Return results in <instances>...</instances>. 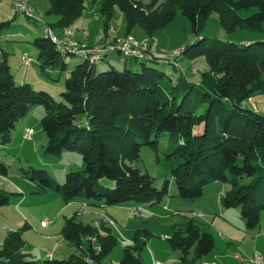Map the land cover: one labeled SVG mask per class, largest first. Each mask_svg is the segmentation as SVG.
<instances>
[{"label": "trees", "instance_id": "trees-1", "mask_svg": "<svg viewBox=\"0 0 264 264\" xmlns=\"http://www.w3.org/2000/svg\"><path fill=\"white\" fill-rule=\"evenodd\" d=\"M48 1L50 8L46 14L59 18L49 24L56 31L72 27L86 11L84 0ZM222 5L235 10L257 8V12L237 23L262 30L264 0H164L148 5L139 0H102L101 5L106 34L116 10L123 13V36L132 35V30L139 26L152 37L172 22L179 10L199 38L184 47L183 55H206L210 73L218 76L212 92L202 90L201 85L199 89L193 85L186 89L182 77L173 85L169 75L148 64L160 63L156 57L153 61L140 60L138 71L111 68L100 73L95 66L102 60L91 65L80 57L83 63L70 72L62 101L57 102L29 84L17 85L8 55L0 47L1 142L11 141L17 122L33 106H43L45 152L60 155L65 150L79 151L86 168L67 174L63 184L50 178L45 170L32 169L31 179L38 180L40 189L57 192L66 204L81 200L104 206L129 202L155 206L169 195V182L162 189L155 188L154 177L136 168L134 162L142 145L156 148L160 135L174 134L182 142L176 151L183 160L172 171L179 195L195 200L204 196L205 186L210 183L230 184L231 189L221 196L222 206L239 209L247 230L260 228L264 212V203L259 202L264 195V115L244 105V101L256 93L264 94V40L242 45L215 38L202 45L205 38L200 33L210 15ZM10 25L11 22L0 21V40ZM34 44L40 49L38 59L43 71L46 66H60L66 71L67 63L61 57L64 52L58 51L45 36ZM203 82L212 87L206 79ZM196 96L199 99L194 103ZM204 104L206 108L199 114V107ZM201 125L203 130L196 134L195 128ZM153 135L155 139L151 140ZM138 138L143 142L139 143ZM0 172H7L5 165H0ZM244 177L252 180L241 185ZM102 179L112 181L114 187L99 185ZM8 203L9 196L0 191V207ZM148 235L146 231H137L133 247L124 249L119 264H143L141 253L147 246ZM63 236L76 246L79 255L63 260H33L23 252L26 242L21 232H10L0 249V264H90L88 260L102 264L118 245V238L109 230L100 234L91 225L77 222L75 216L67 220ZM92 236L98 247L91 242L85 245L84 239ZM170 242L180 252L184 264L202 261L215 248L214 237L203 232L194 219L183 228L174 229Z\"/></svg>", "mask_w": 264, "mask_h": 264}, {"label": "rangeland", "instance_id": "rangeland-1", "mask_svg": "<svg viewBox=\"0 0 264 264\" xmlns=\"http://www.w3.org/2000/svg\"><path fill=\"white\" fill-rule=\"evenodd\" d=\"M144 5L153 1L164 0H139ZM34 9L38 20L25 16L14 17L10 13L13 7L11 0H3L0 8L2 22H11L0 40V47L8 55L9 65L17 85L29 84L36 91L48 93L55 101H62V93L66 91V79L77 65L83 63L82 59L73 55L61 53L62 60L67 63L66 71L60 66H46L43 71L41 61L38 59L40 49L34 44L38 38L44 37L43 24L54 23L58 16H48L50 8L48 0H28ZM86 11L84 15L72 26L77 31V38L83 39L89 45H101L106 40L105 19L101 14L102 0H84ZM257 8L235 10L230 6H220L219 11L210 15L201 38H205L202 45L208 44L217 38L222 41L237 44H248L264 40V25L261 29L241 27L237 21L246 19L257 12ZM111 39L118 38L125 31V17L118 9L114 18L108 24ZM85 30L86 32H84ZM18 32V37L9 39L8 34ZM132 35L141 43L146 44L149 53L156 58L166 61L148 64L154 65L172 78L176 85L182 77V86L187 89L189 85L212 92L213 85L218 76L210 73L206 55H195L192 52L178 57L180 67L170 64L171 53L190 46L199 41L193 32L191 22L177 10L172 22L149 37L145 31L137 26L132 30ZM122 37V36H121ZM194 51V50H193ZM193 54V56H192ZM27 55L33 59L30 66H25L22 57ZM110 58L104 69L99 66L96 72H104L114 68L117 71L131 69L140 70V60L126 58L118 53L108 55ZM1 59V55H0ZM172 63V62H171ZM212 83V87L203 82ZM199 96L193 100L197 103ZM256 109L264 115V94L256 93L253 98L246 99L244 105ZM206 104L199 107L202 114ZM45 115L43 106H33L28 115L17 122L11 135V141L3 144L0 138V165L7 168V172H0V191L9 196V203L0 207V249L4 245L10 232L20 231L26 246L24 253H29L33 260H44L47 253L54 254V259H68L72 255H79L80 251L74 244L66 240L63 231L67 220L76 217L77 222L91 225L98 232L108 230L118 238V245L102 264H119L124 256V249L133 247L132 240L137 231L148 232L147 246L141 253L143 264H153L160 261L165 264H184L180 252L172 248L170 239L174 229L186 226L187 222L194 219L203 232L209 233L215 240V251L204 257L196 264H264V212L260 228L247 230L245 221L239 209H226L221 204V196L231 189V185L223 182L210 183L205 186L204 196L189 200L179 195V190L173 176V169L182 162L177 147L181 137L164 133L157 139L156 148L151 144L142 145L140 156L134 166L141 171L148 172L154 177L153 186L162 189L165 182H169V195L159 205L138 204L129 202L118 206H109L108 211L84 205L85 202L77 200L66 204L62 197L53 190L44 191L38 187V180L31 179L32 169L45 170L50 178L59 184L66 181L67 174L83 171L86 165L79 151H63L60 155H51L45 152L47 137L42 129V118ZM26 130H32L33 136L28 141L24 139ZM203 125L195 128V133H200ZM155 139V135L151 140ZM139 143L143 140L138 138ZM252 178L244 177L240 184H247ZM99 185L114 187L112 181L102 179ZM22 200L21 203L19 201ZM264 203V195L259 198ZM87 204V203H86ZM136 208H140L137 213ZM226 214V219L222 213ZM201 214V217L194 216ZM51 221L48 228H42V221ZM113 220L115 225L107 222ZM108 228V230H107ZM227 236L223 240L220 236ZM91 242L98 247L95 236L85 238V245ZM257 255L262 256V261H251ZM191 257V256H190Z\"/></svg>", "mask_w": 264, "mask_h": 264}, {"label": "built area", "instance_id": "built-area-1", "mask_svg": "<svg viewBox=\"0 0 264 264\" xmlns=\"http://www.w3.org/2000/svg\"><path fill=\"white\" fill-rule=\"evenodd\" d=\"M12 13L14 16H25L29 19H34L36 21L38 18L34 15V9L28 2V0H13V7ZM43 32L44 36L55 46V48L60 51L64 52L69 55H77L87 61L89 64H97L108 55L113 53H118L126 58L129 59H136V60H145V61H153L155 56L149 53V48L146 44L139 43L133 35H127L118 37L115 39H108L104 44L101 45H88L84 42H81L77 39V31L72 28L68 27L63 29L61 32L56 31L53 29L49 24H43ZM16 34H11L8 37H17ZM185 48L182 47L176 50L174 53L169 55L170 57V64L174 65L175 67H180V62L178 57L182 56L184 53ZM22 61L25 66H29L33 63V59L27 55L22 57ZM161 62H165L160 60ZM172 62V63H171ZM252 108L257 111L256 104L252 102ZM32 130H26L24 133L25 139H31L33 136ZM135 211L138 213L140 208H136ZM194 216L201 217V214H195ZM106 222L110 226H114L115 223L113 220H109ZM52 222L51 221H43L42 226L48 227ZM262 256L257 255L252 263L255 261H262ZM90 264H96L91 260H88ZM153 264H165L160 261H154Z\"/></svg>", "mask_w": 264, "mask_h": 264}, {"label": "crops", "instance_id": "crops-1", "mask_svg": "<svg viewBox=\"0 0 264 264\" xmlns=\"http://www.w3.org/2000/svg\"><path fill=\"white\" fill-rule=\"evenodd\" d=\"M2 1L3 0H0V8H1V6H2ZM12 1V3H13V0H11ZM49 10V9H48ZM47 10V11H48ZM9 12L12 14V8H10V10H9ZM15 18L16 17H18V16H14ZM58 17H57V19H55V21H54V23H56L57 21H58ZM0 20H3V18H2V16L0 15ZM54 23H49V24H54ZM78 31V30H77ZM84 32H86L85 30H83ZM58 32H61V31H58ZM11 34H16V35H18V32H12ZM11 34H8V35H11ZM121 36H123V34L122 35H116V37H121ZM18 37V36H17ZM76 37H77V35H76ZM110 38H112L109 34H106V40H105V42L108 40V39H110ZM78 39V38H77ZM79 41H81V42H84V43H86V44H88V42H86L85 40H83V39H78ZM104 42V43H105ZM104 43H102V44H104ZM89 45V44H88ZM108 60H110V58L109 57H106V58H104V60H102L98 65H96L95 66V69L97 68V67H99V66H101L103 69H104V66L105 65H102V64H106V65H109L108 64ZM83 61V60H82ZM30 66V65H29ZM78 66V65H77ZM199 132H201V130L199 131ZM25 139V138H24ZM25 140H27L28 141V139H25ZM22 202V200H20L19 201V203H21ZM69 204H71V203H69ZM84 205H92V204H89V203H85ZM94 207H97V208H100V209H104V210H107L108 211V209H109V206H104V205H93ZM223 214V216L225 217V219H226V214L227 213H222ZM47 221V220H46ZM43 222V221H42ZM261 223H262V218H261ZM49 227V226H48ZM48 227H43L42 226V228L43 229H46V228H48ZM220 236V235H219ZM220 238H222L223 240H226V241H228L227 240V236H220ZM215 251V249L211 252V253H213ZM47 257H49V258H54V254L53 253H51V252H48L47 253Z\"/></svg>", "mask_w": 264, "mask_h": 264}]
</instances>
